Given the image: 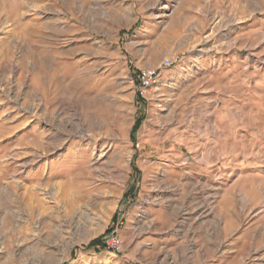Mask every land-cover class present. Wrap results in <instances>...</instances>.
<instances>
[{"label": "rangeland", "instance_id": "rangeland-1", "mask_svg": "<svg viewBox=\"0 0 264 264\" xmlns=\"http://www.w3.org/2000/svg\"><path fill=\"white\" fill-rule=\"evenodd\" d=\"M0 264H264V0H0Z\"/></svg>", "mask_w": 264, "mask_h": 264}, {"label": "built area", "instance_id": "built-area-1", "mask_svg": "<svg viewBox=\"0 0 264 264\" xmlns=\"http://www.w3.org/2000/svg\"><path fill=\"white\" fill-rule=\"evenodd\" d=\"M173 63V60H165L162 62L161 66L158 69H140L136 74V79L138 83V95L141 98H146L151 92L152 88L157 85L162 70L167 69ZM105 248L107 251L118 254L122 250V242L116 233V229L112 230L111 233L107 236L105 242Z\"/></svg>", "mask_w": 264, "mask_h": 264}, {"label": "trees", "instance_id": "trees-1", "mask_svg": "<svg viewBox=\"0 0 264 264\" xmlns=\"http://www.w3.org/2000/svg\"><path fill=\"white\" fill-rule=\"evenodd\" d=\"M138 102H143L142 99L138 98L137 100ZM143 121V118H136L135 121H134V125H133V129H132V133H131V138L135 141V135L137 134L139 128H140V125ZM135 165L134 163H132V170H135ZM132 194V190L130 189L129 192H127L125 195H124V199H128L129 197H131L130 195ZM115 218V216L113 217V219ZM85 250L86 251H89V250H94L96 252H100L102 250H106L105 248V245L104 247H102L101 245V239H97V240H94L92 241L87 247H85Z\"/></svg>", "mask_w": 264, "mask_h": 264}]
</instances>
